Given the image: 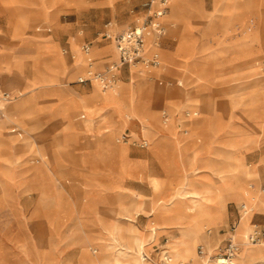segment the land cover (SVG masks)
I'll return each instance as SVG.
<instances>
[{
  "label": "rangeland",
  "instance_id": "374dc122",
  "mask_svg": "<svg viewBox=\"0 0 264 264\" xmlns=\"http://www.w3.org/2000/svg\"><path fill=\"white\" fill-rule=\"evenodd\" d=\"M10 1L8 4L0 0V28L16 31V36H12L16 38V50L32 46L31 43L38 39L52 38L60 42L65 63L70 64L76 59L74 55L81 54L83 63L89 65L83 44L93 41L91 53L95 48L99 52L98 46L108 45L107 48L114 49V52L92 54L96 71H105L108 65L119 63L116 44L102 37V32L107 29L113 34L119 33L127 28L125 24H139L137 20L142 21L145 17V9L137 0ZM236 1L245 10V16L239 13ZM257 2L253 5L252 0H216L215 10L211 13H225V20L219 21L203 13L214 8V0H173L172 11L165 19L171 17L175 22L170 25L176 34L169 30L164 48H173L176 40L177 47L173 52L162 50L161 64L150 65L153 67L150 69L138 63L120 64L114 69V89H102L94 81L79 82V76L86 72L66 82L70 88L89 91L84 92L85 97L102 96L104 101V97L111 93L123 96L125 101L109 104L117 110L123 122L131 119L138 129L131 124L117 123L107 131L105 113H98L97 108L90 107L84 100L85 109L80 107L72 115V122L77 123L76 127L84 128V133L77 136L67 131L57 135L48 132L43 116L37 118L39 114L53 108L57 115H69L81 99L63 97L42 102L33 98L26 91L25 78L17 67L15 72L11 57L4 58L6 49H0V81L4 88L18 94L8 102L0 125L17 126L22 131L19 136L8 128L0 139V264H57L55 254L68 248L87 252L92 258L87 264H100L102 258L110 254L108 226L134 225L139 236L147 241V229L154 220L150 207L153 213L158 208L168 215L171 211L169 205L189 199H175L178 191L185 188L191 194L195 187L203 190L199 198L215 215L205 229L209 233L210 227L213 228V235L209 233L213 241L209 244L197 237V260L183 257L175 259L173 264L180 261L206 264L207 260L197 252L198 246L212 250L220 244L222 235L217 229L232 218L240 200L245 201L252 212L243 215L237 226L240 238L237 263L264 258V254L261 258L245 256V251L264 245V240L258 243L243 240L255 225L261 226L262 215L257 209L260 205L264 209V173L257 174L261 173V166L264 172V0ZM195 13L201 14L199 20L202 23L195 19ZM204 22L210 26L206 33L211 39L216 38L213 44L203 32ZM212 24L216 25V33L212 32ZM148 31L151 44L156 39L153 26ZM196 33L200 35L198 42ZM0 41L6 44L3 32H0ZM18 53L23 56L37 54L34 49L29 53ZM174 55L181 59V64L178 68L179 60H171L175 66L168 69L167 57L173 58ZM45 56L43 54L37 62L32 57L21 62L25 76H41L30 93H38L47 86L60 87L57 77L47 75L43 80L47 73ZM192 59L195 72L193 65L189 64ZM124 65L138 72V79L129 93H126V87L133 83V76L128 67L121 68ZM50 69L55 71V68ZM181 79L182 84L179 83ZM238 83L245 85L237 87ZM256 86L258 91L245 94ZM238 94L246 96L239 97ZM134 95L144 100H138ZM259 97L263 100L258 104L247 108L240 106L244 99ZM20 100L23 105L10 124L6 112ZM150 102L153 114L143 116L141 110ZM108 108L109 105L104 109ZM126 112L130 115L127 116ZM82 113H86L85 118L81 117ZM171 116H175L176 125L169 121ZM152 119L163 123L167 133L173 130L172 125L176 126L175 136L184 137L181 151L175 149L174 136L171 142L161 145L164 148L162 153L154 152L162 139L157 136ZM141 121L149 126L143 128ZM13 122L23 123L18 126ZM119 128L121 130H117ZM107 134L110 138L106 137ZM196 137L202 141H195ZM144 140L148 141L147 145L141 144ZM42 147L47 149L46 153ZM150 149L161 159L163 167ZM144 154H148L147 160H142ZM171 158L179 162L180 172L171 173L177 171L173 160L170 163L173 168L169 169ZM204 195L209 199L204 200ZM233 196L239 200L231 198ZM223 207L228 208L227 219L216 226L214 221L222 217ZM188 220L191 221V217L185 216L184 225ZM244 222L247 225L242 228ZM174 225L179 223L168 229L161 225L165 228L153 241L156 244L146 250L152 255L150 261L145 260L146 264L159 261L157 252L177 232ZM103 240L106 246L101 244ZM84 260L81 256V261ZM215 260L207 261V264H218Z\"/></svg>",
  "mask_w": 264,
  "mask_h": 264
},
{
  "label": "crops",
  "instance_id": "0c3cea01",
  "mask_svg": "<svg viewBox=\"0 0 264 264\" xmlns=\"http://www.w3.org/2000/svg\"><path fill=\"white\" fill-rule=\"evenodd\" d=\"M3 1H5L8 4L11 3L10 0H3ZM137 1H141V6L143 7V9H145V2L147 0H137ZM252 1L254 2V3H252L253 5H256L258 3L257 0H252ZM258 1H260V0H258ZM236 5H237V8H238L239 13L242 14L243 16H245L246 15L245 10L241 6H239L237 4V1H236ZM215 6H216V0H214V8L213 9H210V11L205 12L203 9H201V10L204 11L203 12L204 13V16H210L211 19H215V20L217 19L219 21L225 20V13L224 14L223 13H217V12L211 13V12H213L215 10ZM171 11H172V2L169 5V12H171ZM254 13L255 12H253V14ZM199 15H201V14L200 13H195V19L196 20L201 19V17ZM219 17H222V18H219ZM163 21H164V24L167 27V31H166L165 34H163L160 37L161 44L160 45H157L158 47L160 46L159 47L160 48V53H158V54H159L161 60L163 59L162 50L163 51L166 50V51H169V52L170 51L173 52V51L176 50V47H177V45H176L177 44V40H176L175 43H174V47L173 48H170V49L164 48V46L168 43V32H169V30H172V27L170 25V20L165 19V17H164L163 18ZM199 22L202 23L200 20H199ZM137 23H141V19H138L137 20ZM204 23H205V29H204L203 32H204L205 36L207 35V37H209L210 44L211 43L213 44L214 41H216L215 40L216 38L215 37L213 39L210 38V35L208 33H206V32H208V29H209L210 26H209V24L207 22H204ZM215 24L216 25H219L222 28L224 26V25H222L220 23H218V24L215 23ZM216 25L212 24V32H215V30H214L215 28L214 27ZM48 30H50V28H48ZM172 31L174 32V30H172ZM0 32H3L4 34H6V44L4 42L0 41V49H6L5 50V54H4V58L11 57L12 66H13L15 72H16V67H17V70H20L22 76L25 78V84L27 85V90L26 91L30 94V96H32L33 98H37V100H40L42 102H45L46 99H50V100L54 101V100L61 99L63 97H72L73 99L76 98V97H79L81 99V101L77 103L76 109L74 111H72L71 113H69V115H66V116L57 115L56 110L53 109V108L47 109V110L43 111L42 113H40L41 115L39 114V116L37 118H40V116H43V122H44V124L47 123L46 126H48V128H49V131L48 132H50V133L52 132V133H55L57 135L59 132H65V131H67L66 133H68L70 135H77V136H80L82 133H84L86 131L84 128H82V127H76V124L77 123L72 122V115H73V113L76 112L78 110V108H80V107L83 108V109H85L84 108V100H86V102L88 103V105L90 107L97 108L98 113H100V114L102 113V115H103V113H105V115H103V117L104 116L106 117V119H105L106 121L104 122V126L106 127L105 129L107 131H109V129L111 128L110 126L113 127L117 123L131 124L136 129H138L137 126H136V124L131 119H128L127 121H124L123 122V120L119 116V114L116 111V109H114L107 102L102 101V96L101 97H99V96H97V97H93V96L85 97V96H83L84 95V92H89V91L84 90V88L75 89V88L68 87V85L66 84V82H68L69 80H71L72 78H74L75 76H77L78 74H80L82 72L85 73L87 71L88 67H89V65H85V63H83V58H82V55L81 54L74 55V56H76V59L74 61H72L70 64H67V63L64 62V59H63L62 54H61L60 42L57 41V40H54L52 38H48V39H45V40L38 39V40H36V42L34 41V43L33 42L31 43V44H33L32 46H26V47H24L22 49H17L16 50V38L12 37V36H16V31L15 32H9L5 28H2V29L0 28ZM115 34H117V33H115ZM155 34H156V32H155ZM194 35L197 37V42H198L200 35H197V33L194 34ZM75 36L81 37L80 35H75ZM215 36L217 37V35H215ZM221 36H223V33L221 34ZM72 37H74V36H72ZM102 37H104L105 39H110V38H107V37H105L103 35H102ZM71 38L68 41L69 44H70ZM154 38H156V40H157V34L155 35ZM110 40L112 42L116 43L114 39H110ZM88 42L91 45H94L93 41H88ZM2 43H3V48H1V44ZM197 46H198V48L200 47L198 43H197ZM107 47H108V45L101 46V47L98 46L99 52L97 54L108 52L109 50L107 49ZM31 49L32 50L33 49L36 50L37 54L36 55L29 54L27 56H23L22 54L18 53V52H22V51L29 53V51H31ZM109 53H111V52H109ZM43 54H46L45 59H46V64H47V73L44 76L43 80L45 81L47 75H50V76H54V77L59 78L61 84H60V87H58V89H55V88H52V87H48L47 86L48 83L46 82L47 83V85H46L47 87L45 89H43L42 91H40L38 93H30L31 88L35 84H37L39 82L38 79L41 78V76L38 75V74H36V76H34L32 78H30L28 76H25L22 73V65H21V62L22 61L24 62L26 59H29L30 57H32V59H34V61L37 62L43 56ZM175 59H178L179 60V64L176 65L179 68V65L181 64V59L175 56L173 58L167 57L166 67H168V69L172 68V66H175V64L173 62H171V60H175ZM193 59L190 61L189 64H190V66L193 65V70L195 72V68H194L195 65H194V63H191L193 61ZM262 61H263V57L261 58V61L260 62L262 63ZM19 62H20V64H19ZM108 66H110V65H108ZM129 66L128 65L127 66L124 65L121 68H124V67L127 68L128 67V70H129ZM50 68H55V71H50L51 70ZM34 69H36V67H34ZM118 70H121V69H118ZM165 71H169V70L166 69ZM179 71H180V69H179ZM179 71H177V72H179ZM163 72H161L160 74H158L157 79L159 78V76ZM205 73H207V72H205ZM179 74H180V72H179ZM257 78H255V79H257ZM259 78L263 79L262 78V75H259ZM158 80H160V79H158ZM179 83L182 84V79L179 81ZM249 83H247V84H249ZM0 85H1L2 89L6 90V91H9L13 97L16 98V95L18 96L17 93H14L13 91H10V90L4 88L3 85H2V83H1V81H0ZM243 85H245V84H242V83L239 84L238 83L237 87H241ZM252 86H254V85H252ZM133 88H134V84H133ZM131 89H132V87L127 85V87H126V93H129L131 91ZM189 89L191 91H195L193 87H189ZM91 90H92V87H91ZM258 90H259V88L256 86V88H254L253 91L248 92V93H245V94L248 95V94H251V93H253L255 91H258ZM246 95H244V94H242V95L238 94L239 97H242V96L245 97ZM134 98H136L138 100H140V99L142 100L143 99V98H137L135 95H134ZM262 100H263L262 97L254 98V99H244L243 101H241L240 106H242L243 108H247V107H249V106H251L253 104H258V103L262 102ZM107 105H109V108L108 109H104L105 106H107ZM153 110L154 109L152 107V103L150 102L145 107V109L141 110V114L143 116H146V115L148 116L149 114H153V112H152ZM25 117H28V115L25 116ZM81 117L82 118H85L86 117V113H82L81 114ZM169 121H172L173 124H175V122H176L175 116H173V117L171 116ZM13 123L17 124L18 126H21L23 122L22 123L13 122ZM152 124H153L154 130L157 133V136L161 137V139H162L161 144L158 145V147H157V150L160 151V149H164L163 147H161V145L164 146V145L168 144L169 142H171V140L174 139V136L177 133V130L175 129L176 128V126H175L176 124L175 125H172L173 126V130H171L169 133L166 132V130L163 127V123L160 124V121L155 122V120L152 119ZM8 128H9V131H16V134L17 135H19V136L22 135V131H21V129H19V127L16 126V127H11L10 128L9 127V124H8ZM117 130H121V128H119ZM111 136H112V134H111ZM9 137H11V136L9 135L8 138ZM197 138L198 137H196V139H194V140L195 141L198 140L197 142H201L202 141L201 138H198V139ZM165 147H167V146H165ZM42 148H43L44 153H46L47 149L45 147H42ZM151 153L156 158H158L154 154L153 151ZM253 155H255V154H253ZM147 156H148V154L147 155L144 154L143 157H142L143 158L142 160H147ZM249 158H251V157H249ZM255 158H257V157H255ZM159 159L160 158H158V160ZM160 160H159V162H160ZM172 160L174 161V166L176 167L177 171H174V172H171V173L180 172L181 171V167L179 165V162L176 159L171 158L170 159V162H169V165H170V163H171ZM160 164H161V162H160ZM129 167L131 168L132 166H129ZM162 167H163V165H162ZM171 168H173L172 164L170 165V168L169 169L171 170ZM263 173L264 172H263L262 166H261V173L258 172L257 174L263 175ZM257 174H255V175H257ZM260 196L263 197L261 194H260ZM231 198H236V200H239L236 196H233ZM190 203L191 202L188 199V200H185V201L182 200L179 203L174 204V205H169V209L171 211H170V213L168 215H165L158 208L156 209L157 212L156 213H153L151 211V207H150V215L153 217L154 220L151 221V226H150V228L147 229L149 231V234L155 232L154 231V225H156V224L165 225L166 228L168 229L169 227H172L171 225L176 224V223H179V225H174V228H176L177 232L174 233V234H172V236L169 238V239H178L181 236V233H182L181 229L184 227V221H185V214L184 213H186V208H189L186 204H190ZM242 203H244V201L240 200V203L235 205V214L234 215L232 214V218H229V220H228V222L226 224L221 225L219 227V229H217L218 233L220 235H222L220 244H223L224 240L226 239V237H227V235L229 233L231 224H233L235 222H237L239 224L240 219L242 218V216H241V212H242V210H241V204ZM227 204H228V202H227ZM257 210H258V213H261V215H262V218H261V221H260L259 224L261 225V227L264 228V209L260 205V206H258V209ZM253 216H254V214H253ZM226 219H227V216H226V218L224 220H226ZM252 219H253V217H252ZM224 220H222L220 223H222ZM220 223L218 225H220ZM238 224H237V226H238ZM218 225H216V226H218ZM210 229H211V231L209 233L211 235H213V228L210 227ZM135 230H136V233L139 235V233H138L139 230H138L137 227H135ZM251 230L252 229H250V231ZM250 231L248 232V234L250 233ZM237 234H238V232H237ZM99 239H100V237H99ZM238 239L240 240L239 235H238ZM243 240H244V242L245 241L247 242L248 241V235L245 236V238H243ZM151 241H152V238L150 236L147 237V241L144 244L145 248L141 251V254L142 255H143V253L144 254H147L152 259V255L150 253L148 254L146 252L147 249H150L154 244H156V242L155 243H153V242L151 243ZM101 244L104 245V246H106L104 240L101 242ZM163 246H164V244L161 246V248ZM167 251L172 255V252H171L170 249H167ZM160 252H161V250L159 252H157V254H158V257L157 258L160 257L159 256V253ZM162 255H161V257H162ZM154 258H156V257H154ZM151 259H147V261H150ZM263 260H264V258L258 259L256 261L249 262V263L248 262H244V264H252V263H255V262H258L259 264H262ZM236 262H237V260H236Z\"/></svg>",
  "mask_w": 264,
  "mask_h": 264
},
{
  "label": "bare ground",
  "instance_id": "6f19581e",
  "mask_svg": "<svg viewBox=\"0 0 264 264\" xmlns=\"http://www.w3.org/2000/svg\"><path fill=\"white\" fill-rule=\"evenodd\" d=\"M174 11L176 12L175 7H174ZM172 17H173V14H172ZM169 20H170L171 24H175V22L172 21L171 17L169 18ZM128 26H129L128 23L125 24V27H128ZM150 26H153V31L155 32L154 23H152ZM148 28L146 30V41H145V50H144V56L146 58L150 57L154 53H160L159 52L160 46L158 47L155 44L156 39L153 41V43H151V44L149 43ZM107 49L111 53L114 52V49H112V48H107ZM97 52H98V49L95 48V50L91 54H96ZM85 57H84V59H85ZM137 63L139 64V66H145V67H148L149 69L153 68L149 64H147L145 61H142V60L134 61L130 65H136ZM131 67H133V66H131ZM90 69H92V66L89 64V68L87 69L85 74H87ZM130 71H131L132 76H133V83L131 84V87H133L132 85L134 84L135 79H138L137 78L138 72L134 68H131ZM120 72H121V70H120ZM81 76H83V75H80L79 77H81ZM92 81H94L95 83L97 82V84L102 89H105V90L106 89H114L113 86L115 84L113 82L110 86L104 88L97 79H93ZM139 82H141L140 79H139ZM11 100H12V97L10 99H8L6 102H4L5 110H6L8 102ZM123 101H125L124 97L120 96L118 94H115V93H111L110 95L104 97V102H107L108 104L113 103V102L114 103H120ZM22 105H23V101L20 100V101L16 102V104H14L11 108H8V110L6 112V116L8 118V123L14 121V117L17 116ZM124 105H125L124 109L127 110L126 104H124ZM118 110L120 111L121 108L119 107ZM126 114H127V116L130 115V113H128V112H126ZM165 120H167V117ZM141 126L143 128H145L146 126H149V125H146L144 123V121H143V123L141 121ZM7 130H8V127L0 125V139L4 136V134L7 132ZM107 137L110 138V135L109 136L107 135ZM175 139H176L174 141V142H176V148L175 149L178 151H181V149H183L182 148V141L184 140V137H183V135H177V136H175ZM154 152L157 154L162 153L163 149H160V151H158L156 149V150H154ZM202 191L203 190H200L199 188H196V187L190 191L191 194L186 192L185 188L178 191V195L175 196V199L189 198V200L191 202L190 204H186L189 208H186V213H184L185 216L191 217V221L188 220V223H186V225H184L185 229L178 239H169V241H167V243L162 247V250L159 253V256H160L159 260L161 259L162 254H163L162 257L164 256L167 249H170L172 252V255H171L167 251V253H169L172 257L170 264H173V261L175 259H179V258H183V257H191L192 259L197 260L198 255H197L196 249H195L196 238L200 237L203 240H205L206 242H208L209 244H210V242L213 241V236L209 235V233L206 232L205 229L209 227L208 223L212 222L214 220L215 215L208 208L206 203H204L202 200H200L199 197H200ZM203 199L208 200L209 197L204 195ZM182 200L185 201L187 199H182ZM244 203H246V202L244 201ZM226 214H227V209H226V207H223L222 214H221L222 217L219 218L217 221H214V222H216L214 224L218 225L222 220H224L226 218ZM246 214H248V213H246ZM246 214H243V215H246ZM124 216H126V215H124ZM241 219H243V218H241ZM246 225H247V222H244V224L242 225V228H245ZM164 228L165 227L161 226L160 224L154 225V231L155 232L150 233L148 235V237L150 236L152 238L151 242H153L156 239V236L159 233V231H161ZM107 229H108L107 231L109 233V238H108L109 242L107 243V248L109 249L110 254L108 256H105L104 258H102L103 260L100 262V264H146L148 262V261L147 262L145 261L146 259L144 258V253H143V255L141 254V251L145 248L144 244L146 243V239L143 237H139V235L136 233L134 225L129 224L127 226H120V227L115 226V225H110V226H108ZM125 232H126V235L124 234ZM247 242H250V241L248 240ZM222 250H223V248L221 247V244H219L218 246H216L212 250H207V251H209L210 254H216L218 257L220 255V253L222 252ZM86 253L87 252L84 253V251L72 250V249L68 248L67 250L66 249L62 250L60 253L57 252L55 254L54 260L57 262V264H83V263L87 264L90 262V259H92V258H90V255L88 253H87L88 254L87 255ZM89 253H90V250H89ZM263 254H264V245L252 247L251 249H248L247 251H245V256L251 257V258H255V257L261 258L263 256ZM81 256H83V258L85 259L84 261H81ZM200 257L205 259V261L206 260L207 261L213 260V259H209L207 257H202V256H200ZM98 258H100V257H98ZM148 259H151V257ZM207 261H206V264H207ZM215 261L218 263L217 259ZM185 262L186 261H180L178 264L185 263ZM159 263H160V261H157L154 264H159Z\"/></svg>",
  "mask_w": 264,
  "mask_h": 264
},
{
  "label": "built area",
  "instance_id": "2783aa9c",
  "mask_svg": "<svg viewBox=\"0 0 264 264\" xmlns=\"http://www.w3.org/2000/svg\"><path fill=\"white\" fill-rule=\"evenodd\" d=\"M172 0H147L145 2V17L140 24H135L127 27L117 34H113L109 30H104L102 35L114 39L119 51V63L112 64L106 68L105 71H96L93 67L94 59L91 54V44L86 42L83 44L82 49L86 55L89 64L92 69L88 71L87 74L79 77V82H88L93 79H97L100 84L106 88L112 84L115 79L114 69H117L120 64L130 65L134 61L142 60L149 65H159L161 64V58L158 53H154L150 57L146 58L144 56L145 41H146V30L154 23L155 32L157 34L156 45H160V37L166 33L167 27L164 24L163 18L169 12V5ZM12 97L9 91L2 89L0 85V120L5 115L4 102ZM126 137V135H124ZM142 145H147L148 141L144 140ZM241 216L243 214L249 213L252 209L246 204H241ZM237 222L231 224L229 233L222 245V252L217 257L216 254H210L203 245H199L197 252L202 257H207L209 259H217L218 264H238L236 262V257L239 252L240 240L237 234ZM211 231V229H209ZM248 240L251 243H258L264 240V228L255 225L253 229L248 234ZM144 258H150L149 255L144 254ZM172 257L169 253H165L163 257L159 260V264H170ZM187 264V263H180ZM264 264V260L262 262Z\"/></svg>",
  "mask_w": 264,
  "mask_h": 264
}]
</instances>
